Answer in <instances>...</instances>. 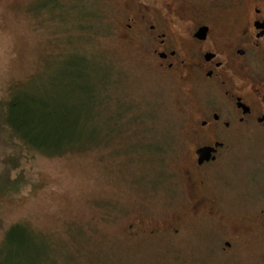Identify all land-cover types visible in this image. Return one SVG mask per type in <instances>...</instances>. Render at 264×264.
Masks as SVG:
<instances>
[{
    "label": "rangeland",
    "instance_id": "374dc122",
    "mask_svg": "<svg viewBox=\"0 0 264 264\" xmlns=\"http://www.w3.org/2000/svg\"><path fill=\"white\" fill-rule=\"evenodd\" d=\"M40 1L0 0V103L11 91L48 102L78 127L63 129L80 149L32 151L0 108V264H264L263 142L233 141L228 186L190 191L188 87L112 34L102 0ZM192 194L215 203L194 212Z\"/></svg>",
    "mask_w": 264,
    "mask_h": 264
},
{
    "label": "flooded vegetation",
    "instance_id": "af4514ba",
    "mask_svg": "<svg viewBox=\"0 0 264 264\" xmlns=\"http://www.w3.org/2000/svg\"><path fill=\"white\" fill-rule=\"evenodd\" d=\"M102 4V23H113L112 34L118 40L136 46L156 71L188 87L194 106L192 146L182 172L188 189L205 188L214 178L227 187L230 179L219 171L230 158L233 141L259 139L264 144V0H102ZM34 5L41 7L43 2L30 6ZM259 174L252 178L249 172L246 177L254 197L263 196ZM190 200L194 212L215 203L199 194ZM239 234L235 230L231 239ZM224 246L230 247L231 241Z\"/></svg>",
    "mask_w": 264,
    "mask_h": 264
},
{
    "label": "trees",
    "instance_id": "16d2710c",
    "mask_svg": "<svg viewBox=\"0 0 264 264\" xmlns=\"http://www.w3.org/2000/svg\"><path fill=\"white\" fill-rule=\"evenodd\" d=\"M85 93L88 97V102L85 105L87 106L91 102L93 103L94 91L88 88ZM99 104L101 105V103ZM79 106L81 109L84 107V105ZM0 108L3 110L2 116L5 125L13 137L32 151L55 157L80 149V147L73 146L75 142L69 137L65 138L69 133L67 127L71 128V132L73 129L75 132L78 127L75 128L74 122L69 124L66 115L59 116L55 110L51 109L48 102L28 98L23 92L11 91L7 99L0 103ZM18 230L20 228L15 225L7 233V237L15 245L22 243L23 240V236L17 233Z\"/></svg>",
    "mask_w": 264,
    "mask_h": 264
}]
</instances>
